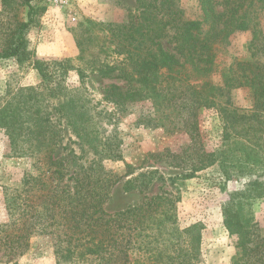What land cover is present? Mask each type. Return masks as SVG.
<instances>
[{
    "label": "trees",
    "instance_id": "obj_1",
    "mask_svg": "<svg viewBox=\"0 0 264 264\" xmlns=\"http://www.w3.org/2000/svg\"><path fill=\"white\" fill-rule=\"evenodd\" d=\"M32 1L19 4L28 7L26 19L16 14L8 26L4 20L9 17L10 0H4L0 12V59L15 58L21 66H32L42 80L37 86L20 87L0 98V127L9 137L12 151L34 159L22 187L5 194L10 217L0 225V253L18 259L28 251L33 236L47 235L54 241L56 264L201 263L202 225L182 228L176 198L170 193L145 198L115 213L105 210L112 188L130 174L114 175L100 165L97 157L116 158L120 154L117 147L104 144L99 150L90 141V148L81 145L79 161L88 152L92 158L79 162L73 170L62 157H54L64 133L84 140L87 127L94 124L83 91L67 87L65 81L73 70L81 78L92 70L102 78L124 81L125 86H107L106 99L119 112L127 111L131 103L149 102L153 110L141 122L161 123L171 130L194 133L196 111L220 107L226 123L233 121V133L245 144L244 163L262 170L263 176L261 151L247 150L264 132L263 126L256 129L251 123L264 112V57L257 56L264 50L259 29L264 0H197L201 16L195 20H184L177 0H137L126 23L109 26L113 54L123 59L111 64L93 52L94 60L88 61L91 49L85 46L86 39H79L83 66L78 67L71 59H39L30 49L27 35L34 23ZM250 29L251 58L219 68L221 48L229 45L235 33ZM105 48L100 45L99 53ZM240 88L250 92L252 107L248 111L233 106L232 92ZM226 153L221 152V157ZM220 171L227 181L233 178L227 166ZM143 176L141 186L146 190L160 181L154 170ZM263 199L264 180H253L246 189L231 193L223 206L224 226L235 238L238 264H264V235L253 208Z\"/></svg>",
    "mask_w": 264,
    "mask_h": 264
},
{
    "label": "rangeland",
    "instance_id": "obj_2",
    "mask_svg": "<svg viewBox=\"0 0 264 264\" xmlns=\"http://www.w3.org/2000/svg\"><path fill=\"white\" fill-rule=\"evenodd\" d=\"M21 2L10 0L9 17L4 20L7 26L16 14L20 19H26L28 7L19 6ZM177 2L183 11L184 20L199 19L201 8L197 0ZM32 5L34 23L27 35L30 49L39 59H71L73 65L78 67L83 66L77 43L79 39H86L85 46L91 49L87 53L88 61L94 60L91 57L93 52L100 55L99 60L106 58L111 64L123 59L113 54L109 26L126 23L129 12L136 10L138 1L67 0L66 4L61 5L54 0H34ZM3 9L4 0H0V12ZM259 22V29L263 31L261 42L264 43V12L259 16ZM252 37V29L232 35L229 45L221 48L219 53V68L236 59H250L248 46ZM102 44L107 48L99 53ZM257 56L264 57V50L258 52ZM41 81V76L32 66H21L15 58L0 59V98H5L9 91L15 92L20 87L37 86ZM125 83L102 78L92 70L87 71L85 78H81L77 70L69 73L65 85L83 91L89 100V109L92 108L94 124L89 129V126H85L88 132L84 134V140L74 133H64L54 157H62L68 169L73 170L80 163L84 164L86 159L92 158L88 152L87 157L79 161L81 145L90 148V141V145L98 146L99 150H103L104 144L117 147L120 152L118 157H97L101 159V167L109 173L121 176L130 171L112 188L104 205L108 213L118 212L145 198L168 192L176 198L177 216L182 228L202 225L203 260L199 264H238L235 238L229 235L224 226L223 206L231 193L246 189L253 180H264V174L261 176L262 170L251 169L248 163H244L245 144L233 133V121L227 124L223 118L225 111H221L220 107H212L196 111L194 133L185 129L171 130L161 123L160 126L146 125L141 119L147 118L148 110H153L149 102L131 103L127 111L119 112L115 104L106 99L107 86H125ZM232 101L233 106L241 111H248L252 107V98L246 88L234 90ZM101 113L102 118L95 117ZM262 114L251 121L256 129L264 127V112ZM251 143L247 151L256 148L264 158V132L259 133ZM12 150L9 137L0 127V225L10 217L5 194L22 187L23 179L31 172L34 162L33 158L15 155ZM221 152L227 153L221 157ZM204 153L209 156L205 158ZM225 166L232 172L233 178L229 181L220 171ZM242 169V173H239ZM152 170L157 171L160 181L146 190L141 186L143 174ZM253 208L259 232L264 235V199L255 203ZM0 264H56L54 241L47 235H35L25 255L18 259H7L1 252Z\"/></svg>",
    "mask_w": 264,
    "mask_h": 264
},
{
    "label": "built area",
    "instance_id": "obj_3",
    "mask_svg": "<svg viewBox=\"0 0 264 264\" xmlns=\"http://www.w3.org/2000/svg\"><path fill=\"white\" fill-rule=\"evenodd\" d=\"M54 2H56L57 4L64 5L67 3V0H54Z\"/></svg>",
    "mask_w": 264,
    "mask_h": 264
}]
</instances>
